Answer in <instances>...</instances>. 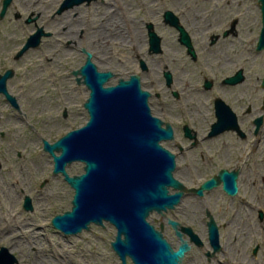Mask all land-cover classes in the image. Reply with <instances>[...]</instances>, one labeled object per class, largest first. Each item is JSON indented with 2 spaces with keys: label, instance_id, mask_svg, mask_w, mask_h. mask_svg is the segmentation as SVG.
<instances>
[{
  "label": "flooded vegetation",
  "instance_id": "obj_1",
  "mask_svg": "<svg viewBox=\"0 0 264 264\" xmlns=\"http://www.w3.org/2000/svg\"><path fill=\"white\" fill-rule=\"evenodd\" d=\"M12 1L9 5L12 4ZM21 4V7L27 10V16L24 18L25 23H33L34 25L32 34L39 30L43 31L39 45L43 42L44 37L53 35V32L47 30V28L55 27L58 30L57 43L63 44L69 50L78 47V50L80 48V51L85 54L84 63L74 69L71 74L75 76L77 84L86 86V100L90 96V89L83 82V76L80 73L76 74L75 71L80 70L85 64L88 53L91 54V61L99 71L112 72V76L104 84L105 87L116 85L120 79L127 80L132 75H139L143 90L149 91L143 87V77L137 71L127 73L125 77L120 76L115 84L109 83L117 75L115 69L100 68V64L96 62V59L97 57L101 58V56L89 47L110 44L131 47L132 53L130 55L124 52L118 57V65H116L118 69H127V62H137V66L142 72H149L147 59L156 56L160 57L161 61L169 64H182L183 66L179 68L185 77L189 70L188 64L198 63L203 58L201 53L205 52L210 55H206V60L201 61L205 62L206 65L212 60L216 61V65L212 64V71L216 76L225 73L220 80V84L228 88H234L246 80L243 67L232 69V65L239 58L237 52L241 40V31L249 30L253 24L261 23L263 26L260 0H57L56 6H54V0H24ZM9 5L2 16L3 0L0 10L1 19L11 11ZM21 16V13L16 14L17 19H21ZM251 41H256V38H252ZM138 47H145V50L140 52V49H137ZM9 49L8 45L0 44V76L11 71L13 72V75L9 77L11 79L16 74L15 59L17 54L13 51L10 56L8 54ZM224 61L230 64L226 72L222 69V62ZM174 71L171 65L164 66L163 77L166 88L169 91L168 94L172 96L170 98L172 101L173 99L183 101L187 98L185 86H187L188 80L182 83L181 86L173 87L176 82ZM168 73H170V79ZM233 78L236 81H231ZM9 79L7 80V90L13 99L9 98L4 92L0 93L6 99V106L8 107V109H1L0 107V171L6 170L8 162H10L11 152L15 150L14 142L20 138L17 134L15 121L26 122L29 127L33 128L30 119L32 113L29 117L23 109L24 104L20 102V96L9 91ZM207 83H210L211 86L206 87ZM215 85V78L204 76L203 89L210 90ZM179 87H182L183 90L181 91ZM149 92L148 104L152 115L162 121L163 128H168L169 124L172 129V137L161 140V145L175 155V171L178 168L179 156L190 154V150L206 138L226 134L229 138L234 136L241 143L252 141V144L248 150L240 152L237 159L230 156L228 152L221 153L219 156L220 163L212 160L213 157H208L210 162L214 164L211 165L213 168L209 170L211 174L202 178L199 184L191 186H186L180 180L186 188L183 190L184 193L180 202L175 207L164 210V214L154 210L153 212L159 214L163 219L158 224L148 220L158 231L163 232L165 238H167L165 235L167 229L173 233V238L167 239L173 250L179 248L182 240L188 242L189 249L185 251L179 264H264V174L260 169L255 173L252 171L253 169L246 167L250 155L256 148L254 138L261 134L264 129V114L259 113L257 115L253 110L249 93H247L246 99L245 96L243 97L244 100L235 97L236 101L242 106L246 101V107L241 115L223 95L218 94L213 99L216 121L218 120L216 100H221L225 104L221 105V115H231L233 113L237 118L239 128L233 129L222 125L217 133H213L215 121L208 130L207 135L201 137L199 130L190 121L185 110H173L168 102L162 100L160 92ZM85 102H83V107L87 110L86 120L83 124L71 130L80 128L88 122L89 112L85 107ZM28 105H30V102H28ZM261 108L264 110V99ZM71 110L74 113V110ZM61 116L66 120L69 118L68 106H64ZM259 116H262V121L257 129L256 117ZM42 139L43 144L44 140H48ZM54 142H51V144ZM43 148L52 157L51 176H59L70 185L62 171L55 173L54 157L44 146ZM55 152L56 154L60 153L59 151ZM197 155L203 160L206 159L203 153ZM15 156L22 158L23 153L18 150ZM223 161L225 163L220 165ZM75 162L80 161L67 163L66 171ZM207 164L210 163L207 162ZM224 171L227 174L222 177ZM186 172L189 174V171ZM228 174H235L236 190L233 192L225 188V181H230L231 178ZM69 175L78 174L71 175L69 173ZM214 177H216L217 182L211 187L203 188L202 194L191 190L201 188L206 181ZM171 188L174 190L173 187ZM175 191L177 190L173 192ZM191 193L200 197L199 201L193 200V205H199V210L193 214L192 218L183 221L171 212H175L183 197ZM21 207L22 209L18 210L17 213L13 211L10 216L8 215L10 220L8 218L3 219L5 225H3V229L0 228V253L12 254L16 258L15 264H26L21 260L19 254L25 257L27 256L26 252L29 251L26 248L31 244L29 225L23 227L18 221L24 222L28 219L25 213L35 211L33 198L30 195H25ZM63 213L64 211L56 212L51 218L53 219L56 215ZM169 213L174 214V216H170ZM52 219L51 225L53 226ZM170 219L179 224L173 226L169 223ZM15 222L20 224H14ZM193 222L195 225L201 226L200 232L195 228ZM54 228L59 233H63L61 229ZM184 228H190L191 232L186 231ZM177 230L181 232V236ZM33 249L35 251V248ZM115 253L117 254L116 251ZM29 257L31 256L29 255ZM39 259L40 257L38 258L35 255V260H32L31 264H38ZM127 264H135L129 255H127Z\"/></svg>",
  "mask_w": 264,
  "mask_h": 264
},
{
  "label": "rangeland",
  "instance_id": "obj_2",
  "mask_svg": "<svg viewBox=\"0 0 264 264\" xmlns=\"http://www.w3.org/2000/svg\"><path fill=\"white\" fill-rule=\"evenodd\" d=\"M22 1L24 0H13L9 5L11 11L3 19L0 18V44L3 43L10 47L8 52L10 56L13 51L17 54L29 35L34 32L33 23L27 24L24 21L27 10L21 7ZM56 2L57 0H54V6H56ZM2 3L3 0H0V10ZM18 13H21V19L16 18ZM261 26V23L253 24L249 30L241 31V40L238 44L239 53L237 52L239 58L232 65V69L243 67L246 80L234 88L220 84L225 73L216 76L212 71V64L216 65V61L212 60L207 65L201 61H205V56L210 55L205 52L201 53L203 57L201 62L188 64L189 70L185 77L179 68L183 66L182 64H169L156 56L147 59L149 72H142L138 68L137 62H127V69H118L116 67L118 57L124 52L130 55L131 47L110 44L89 48L101 56L96 59L100 68L115 69L117 75L109 83L115 84L120 76L125 77L127 73L137 71L143 77V87L153 93L160 92L162 100L168 102L173 110H185L188 113V118L203 137L207 135L211 125L216 121L213 99L218 94L223 95L241 115L246 107V101L242 106L235 97L243 99L245 96L246 99L247 93H249L253 110L257 115L264 114V110L261 108L264 99V87L261 85L264 78V49L258 51L256 47ZM47 30L53 32V35L44 37L39 46L30 47L15 59L16 74L8 81L9 91L20 96V102L24 104L23 109L29 117L32 113L30 119L33 128L29 127L26 122L15 121L17 134L20 138L14 142L15 150L11 152L6 170L0 171V228L3 229V225H5L3 219L10 220L11 212L17 213L18 210H21L24 196L30 195L33 198L35 211L26 212L28 219L24 222L18 221L23 227L29 225V235L31 236L29 237L31 244L26 247L29 250L26 252L27 256L19 254L23 262L31 264L36 255L38 258L40 257L38 264H122L120 256L112 248L111 243L115 239L117 228L111 222V224L108 223L109 221H103V224L91 223L89 229H84L76 235L59 233L51 225L52 215L71 208L74 189L61 177L51 176L52 157L44 150L42 138L48 139L50 143L54 142L72 128L84 123L87 110L84 109L83 102L87 98L85 93L87 89L84 84H77L75 76L71 74L74 69L84 63L85 54L80 51V48L78 50V47L69 50L63 44L57 43L58 30L55 27H48ZM254 37L256 41L252 42L251 39ZM137 49L143 52L145 47ZM165 65H171L175 70L176 82L173 87L181 86L188 80V84L185 86L187 94L185 100L173 99L172 101L170 99L172 96L168 94L169 91L163 77ZM229 66V63L222 62V69L225 72ZM204 76L215 78L216 85L212 89H203ZM182 87H179L181 91ZM6 103L4 96L0 95V104H3L0 105L1 109H8ZM64 106H68L69 109L67 120L61 116ZM71 109L74 110L75 115ZM254 140L256 148L250 155L246 167L253 169L252 171L255 173L260 169L264 174V129ZM251 144L252 141L241 143L234 136L229 138L226 134L206 138L194 149H191L190 154L179 156L178 168L174 172V176L186 186L199 184L202 178L211 174L209 170L213 168L211 165L214 164L208 157H213L212 160L220 163L221 153L228 152L230 156L237 159V155L248 150ZM18 150L23 153L22 158L15 156ZM200 153H203L206 159L203 160L197 155ZM224 163L225 161L220 165ZM67 171L71 175L81 174L84 172V164L75 162L68 167ZM186 171H189V174ZM170 190L174 191L171 187ZM193 200L199 201L200 197L194 196L192 193L187 194L177 207V212L171 213L183 221L192 218L193 214L199 210V205H193ZM174 214L169 213L170 216H174ZM148 219L156 224L163 221L156 212L151 213ZM18 222L14 224L19 225ZM193 225L200 232L201 226L195 225L194 222ZM172 234L171 231L166 230L167 239H172ZM33 241L35 243H32ZM2 243L7 244L8 242Z\"/></svg>",
  "mask_w": 264,
  "mask_h": 264
},
{
  "label": "water",
  "instance_id": "obj_3",
  "mask_svg": "<svg viewBox=\"0 0 264 264\" xmlns=\"http://www.w3.org/2000/svg\"><path fill=\"white\" fill-rule=\"evenodd\" d=\"M10 2L4 0L2 16ZM260 2L263 26L257 42L258 51L264 49V0ZM42 34V30L32 34L17 53V58L30 47L38 46ZM75 73L83 76V82L90 89L85 102L89 120L52 144L44 140L45 149L54 157L55 173L62 171L74 189L71 208L56 215L52 219L53 226L65 235H76L89 229L91 223L109 221L117 228L112 248L123 264H127V255L135 264H179L189 249L188 242L182 240L179 248L173 250L163 232L148 220L154 210L164 214V210L175 207L186 189L174 176L175 155L161 145V140L172 137L171 126L168 124V128H163L162 121L152 115L148 104L150 92L143 90L139 75L105 87L112 72L99 71L91 61L90 53ZM12 75L10 71L0 76V93L4 92L11 99L7 80ZM210 86V83L206 84V87ZM222 104L225 105L216 100L218 120L213 125V133H217L222 125L239 128L233 113L221 115ZM261 121L262 116L256 119L257 129ZM73 161L84 163L83 173L69 175L65 167ZM225 174L224 171L222 177ZM228 175L231 178L225 181V188L233 192L236 190L235 174ZM216 182L214 177L201 188L191 190L202 194L203 188ZM170 187L177 191L171 192ZM169 223L179 224L171 219ZM184 229L191 232L190 228ZM177 232L181 236V232ZM15 263L12 254L0 253V264Z\"/></svg>",
  "mask_w": 264,
  "mask_h": 264
}]
</instances>
